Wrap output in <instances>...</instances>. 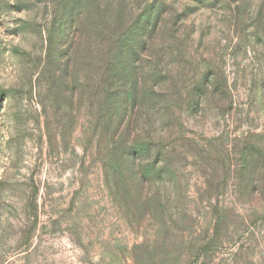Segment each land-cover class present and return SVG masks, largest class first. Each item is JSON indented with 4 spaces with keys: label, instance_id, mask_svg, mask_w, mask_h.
I'll return each mask as SVG.
<instances>
[{
    "label": "rangeland",
    "instance_id": "obj_1",
    "mask_svg": "<svg viewBox=\"0 0 264 264\" xmlns=\"http://www.w3.org/2000/svg\"><path fill=\"white\" fill-rule=\"evenodd\" d=\"M0 264H264V0H0Z\"/></svg>",
    "mask_w": 264,
    "mask_h": 264
},
{
    "label": "trees",
    "instance_id": "obj_2",
    "mask_svg": "<svg viewBox=\"0 0 264 264\" xmlns=\"http://www.w3.org/2000/svg\"><path fill=\"white\" fill-rule=\"evenodd\" d=\"M117 4H119V2L116 1ZM91 8L86 7L85 9V15L82 17V19L88 17L89 14H91ZM74 13L72 14V12H68V14L64 17V27L66 28L67 26H73V25H79L81 22V19H74ZM74 20L76 21V23L74 22ZM119 39L122 41H117V46L115 47V51L118 52V54H122L125 56H130V48L132 47L134 40L131 39L130 35H128L126 32H123V30L121 31V35L119 36ZM87 48H86V53L89 55L90 54V48L91 45L87 44ZM94 50V49H92ZM127 60V59H126ZM115 59L112 58L110 59L109 62H104L103 63V68L105 72H109V71H114L115 75L113 80L111 79V82L106 86L107 88L110 86L112 90L115 91V93H118L119 90L121 91V96L118 97V100L116 101V106H115V115L113 116L112 112L111 113H106V117L109 119V121L113 118L116 117L118 120H122L124 119V114H126L127 112V104L130 101V96H131V89H130V85L129 83L127 84H123V81L126 80L130 75H131V70L130 67H127V61H124L123 63H116L114 62ZM117 74V75H116ZM102 84L103 81H102ZM101 89H104L105 91V85L101 86ZM99 112L101 110V105L99 106ZM121 110V111H120ZM125 111V113H124ZM118 120H114V121H118ZM88 122V121H87ZM91 123H88V125ZM125 150L127 151L126 154H128L129 150L128 148H125ZM129 155V154H128ZM121 165V164H120Z\"/></svg>",
    "mask_w": 264,
    "mask_h": 264
}]
</instances>
